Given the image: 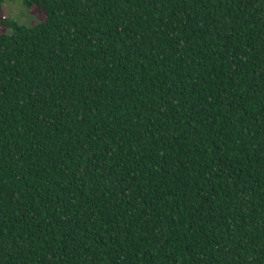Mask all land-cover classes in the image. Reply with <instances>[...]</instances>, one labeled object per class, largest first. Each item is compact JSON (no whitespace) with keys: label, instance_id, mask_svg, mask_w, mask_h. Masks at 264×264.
I'll return each instance as SVG.
<instances>
[{"label":"trees","instance_id":"trees-1","mask_svg":"<svg viewBox=\"0 0 264 264\" xmlns=\"http://www.w3.org/2000/svg\"><path fill=\"white\" fill-rule=\"evenodd\" d=\"M23 4L0 264H264V0Z\"/></svg>","mask_w":264,"mask_h":264},{"label":"rangeland","instance_id":"rangeland-1","mask_svg":"<svg viewBox=\"0 0 264 264\" xmlns=\"http://www.w3.org/2000/svg\"><path fill=\"white\" fill-rule=\"evenodd\" d=\"M0 17L1 19L6 18V20L13 19L19 24L29 27L37 25L44 20V14L38 8L28 11L23 4V0H11L4 3ZM6 32L7 29L5 27L0 28V33Z\"/></svg>","mask_w":264,"mask_h":264}]
</instances>
